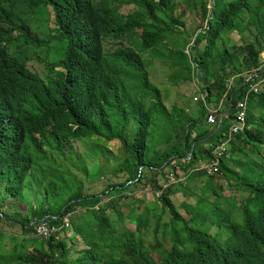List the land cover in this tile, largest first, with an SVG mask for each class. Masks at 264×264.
Returning <instances> with one entry per match:
<instances>
[{"label":"trees","instance_id":"1","mask_svg":"<svg viewBox=\"0 0 264 264\" xmlns=\"http://www.w3.org/2000/svg\"><path fill=\"white\" fill-rule=\"evenodd\" d=\"M37 7L51 16L43 39L29 24ZM262 52L264 0H0V264H264V82L250 92L248 80ZM154 60L175 71L173 85H197L195 112L165 104ZM243 100L244 127L231 134ZM75 142L118 156L111 170L101 158L100 191ZM221 144L215 172L185 177L195 202L182 215L172 163H210ZM147 185L148 205L131 195ZM67 214L70 227L36 233Z\"/></svg>","mask_w":264,"mask_h":264},{"label":"rangeland","instance_id":"2","mask_svg":"<svg viewBox=\"0 0 264 264\" xmlns=\"http://www.w3.org/2000/svg\"><path fill=\"white\" fill-rule=\"evenodd\" d=\"M132 5H123L121 6L122 12H127L128 10H132ZM186 15L189 16V12H186ZM49 21H51V16H49L47 10L45 7H37L34 9V11L30 15L29 24L33 30V34L36 35L38 38L43 39L47 36V28L49 27ZM234 41H237V36L234 35ZM236 44H239L240 41H237ZM56 44H52L48 47V50H54L56 48ZM46 49V48H45ZM45 49L44 48H35L32 49L29 53L30 55L33 53L37 57H44L45 55ZM32 52V53H31ZM235 56H239L241 54L240 50L233 51ZM47 55V53H46ZM53 54H51L52 57ZM261 62H264V56L261 57ZM131 76H134L133 71H129ZM175 71L162 63H160L158 60H154L152 67H151V83L156 84L160 87L163 94V99L165 101V104L171 107V105L176 104L179 106L184 107L186 110H192L195 112L197 108V99L200 97L198 91L199 88H197V85L193 81H181L178 86L172 84V78ZM254 77H252L251 80ZM255 81L249 86V88H262L264 80L259 81L257 78H254ZM259 81V82H258ZM257 83V84H256ZM232 84V82H231ZM231 84L229 86H231ZM125 90L134 97H137L142 100L145 104H149L150 101L153 99L152 96L148 94V92L143 91L140 88V85L136 82H133L132 80H126L124 83ZM238 103V101H237ZM211 105H214L211 103ZM74 147L76 148L77 152L81 155L80 161L81 163L87 167L88 171L91 173V175L94 177L93 180H87L86 184L88 185V189L90 191H96L101 190L104 184V180H98L97 178V170L101 163V158L104 156L106 160L107 167L111 170L116 164L117 161H119L118 156L116 155L115 151L112 152V155H106L105 150L99 147H92L88 144L82 143V142H75ZM204 163L199 162L194 167H187V168H181L178 164L175 162L172 163V165L175 166V173L177 174V185L176 190L173 194H171V199L173 200V203L175 206L179 209V212L186 216L182 209L179 208L180 204L182 202H186L187 204H194L195 197H191L187 195L186 186H189V180H184L185 177H187L188 173L192 170H200L201 165ZM205 171V170H204ZM150 175L149 173H147ZM208 174V173H207ZM111 175V174H108ZM172 177V176H170ZM168 179L166 177H163L162 175L158 176V181L160 184H163L164 187H167L168 182H175L174 178ZM118 179H122V176L117 177ZM115 179V177H113ZM216 183L219 185H223L228 188L227 182L224 179L217 178ZM200 189V184L197 185L194 189V192H198ZM233 193V192H232ZM131 195L133 197L139 198V199H145L146 204L155 203L157 194L153 192V189L147 186H140V188H134L131 191ZM145 205L142 206L144 208ZM151 207H153L151 205ZM127 208H130V205L128 207H123L122 211L123 213H126ZM125 224H128V222L125 221ZM169 240H165L166 247H169Z\"/></svg>","mask_w":264,"mask_h":264},{"label":"built area","instance_id":"3","mask_svg":"<svg viewBox=\"0 0 264 264\" xmlns=\"http://www.w3.org/2000/svg\"><path fill=\"white\" fill-rule=\"evenodd\" d=\"M257 73H260V75H257ZM262 75H264V62L261 63V66L254 72V74L250 73L248 77L249 79L254 77V78H257L258 80H261ZM258 89L260 88H250V91L256 92ZM245 103H246L245 100L238 101L237 103V107L239 108V110L236 111V114H235L236 121L230 128L231 134H235L241 131L244 127V124H245L244 108L246 105ZM215 112H216V109H208V113L206 114L207 124L214 123ZM226 152H227L226 144H221L219 146H216L214 150L212 151V157L214 161L210 163H204L203 165H201L202 166L201 169L205 170V172L208 174L215 172L217 170L218 160L221 159L225 155ZM70 217H71V214H67L64 217L61 227H58L57 225H53V224L52 225L48 224L47 222H41L36 227V233L39 236H42L44 238L51 236L52 234L57 233L60 229L70 227Z\"/></svg>","mask_w":264,"mask_h":264},{"label":"clouds","instance_id":"4","mask_svg":"<svg viewBox=\"0 0 264 264\" xmlns=\"http://www.w3.org/2000/svg\"><path fill=\"white\" fill-rule=\"evenodd\" d=\"M262 56H264V52H262V53L260 54V60H261V57H262ZM261 63H263V62L260 61V65H259V67L261 66ZM259 67H258V68H259ZM258 68L254 69L251 73L254 74V72H255ZM249 75H250V74H249ZM249 75H248V76H249ZM257 75H260V73H257ZM262 77H264V75H262ZM262 77H261V78H262ZM250 92H252V91H250Z\"/></svg>","mask_w":264,"mask_h":264}]
</instances>
